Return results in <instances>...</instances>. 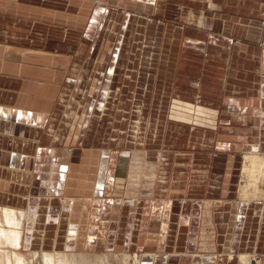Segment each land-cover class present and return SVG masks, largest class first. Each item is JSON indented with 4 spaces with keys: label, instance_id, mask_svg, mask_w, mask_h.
<instances>
[{
    "label": "crops",
    "instance_id": "crops-1",
    "mask_svg": "<svg viewBox=\"0 0 264 264\" xmlns=\"http://www.w3.org/2000/svg\"><path fill=\"white\" fill-rule=\"evenodd\" d=\"M95 1L99 4L91 9L89 25L87 21L81 33L84 37L72 38L79 35L77 26ZM110 1L128 7L142 3L149 7L150 16L163 20L159 39L152 42L159 48L151 57L155 77L144 93L150 104L145 113H152L151 105L158 104L160 114L166 116L161 123L148 124L151 131H163L159 146L191 148L175 161L191 164L194 173L195 163H206L207 185L193 179L187 190L231 194L225 181L236 175L229 173L239 176L248 153H263L264 31L259 18L264 15V0ZM103 3L0 0V206L30 209L36 205L40 210L42 202L51 206L56 195L65 193L60 200L64 199L61 205L66 210L74 205L67 198L73 172L81 182L71 192L83 197L88 193V177L94 175L95 191L100 174L109 172L115 162L105 150H68L64 143L58 145L81 73L78 58L86 49L92 23L95 28L103 26ZM71 18L77 23L71 25ZM125 20L121 48L135 39L137 14H128ZM119 63V58L114 60L113 68ZM115 69L102 89L107 93L101 103V112L112 115L116 105L110 110L111 99L118 97ZM146 154L134 153L133 163H147ZM237 187L231 186L234 194ZM216 198L208 200L209 205ZM47 209L46 221L53 208ZM198 261L208 264L200 257Z\"/></svg>",
    "mask_w": 264,
    "mask_h": 264
},
{
    "label": "rangeland",
    "instance_id": "rangeland-1",
    "mask_svg": "<svg viewBox=\"0 0 264 264\" xmlns=\"http://www.w3.org/2000/svg\"><path fill=\"white\" fill-rule=\"evenodd\" d=\"M98 4L95 1L89 5L85 20L77 26L79 35L72 38L82 40L84 36L81 33L87 21L89 25L91 9ZM103 6V26L95 28L92 23L87 35L88 44L78 58L81 73L74 86L67 120L61 126L58 145L63 147L64 143L68 150H105L106 155H113L115 162L110 163L109 172L100 174L95 191L94 175L89 176L93 181L88 177V193L83 197L71 192L80 181L77 173L73 172L67 184V198L77 209L73 217L70 216L72 206L68 205L64 210L61 205L64 203L60 198L65 193L56 195L51 206L42 202L35 227L28 226L30 237L34 238L33 246H22L21 251L29 256L32 249H40L43 238L45 247L54 245L56 238L57 247H66L67 251L108 253L113 256V264H119L124 254L129 258L154 255L157 264L164 261L165 264H194L199 257L208 264L211 261L212 264H240L238 255L243 252L255 255L264 263L263 163L258 161L253 165L248 153L239 176L229 173V176L236 175L237 178L228 177L225 181L231 194L187 190L193 179L200 186L207 185L206 163H195L198 171L194 173L190 170L191 164L175 161L177 156L184 152L187 154L191 148L179 145L161 148L159 141L163 131L159 128L151 131L148 124L161 123L166 116L160 114L158 104L151 105L152 113H145L144 109L149 104V99L144 97L146 85L149 90L156 70L151 65V57L159 49L152 42L153 38L159 39L163 20L150 16L149 7L146 9L142 3L128 7L104 0ZM128 14H137L138 17L135 39L128 48L125 45L121 48L119 45L125 39V17ZM260 14L259 23L264 31V15ZM70 21L71 25L77 23L75 18ZM73 43L76 47L77 42ZM261 45L264 46V41ZM117 58L120 63L115 69L113 64ZM112 69L116 70L115 92L118 93V97L110 101V110L116 105L114 115L101 112V103H105L107 93L102 89ZM260 149L264 155V147ZM247 150L249 152L251 148ZM134 153H147V163L134 164ZM233 165L229 168L232 169ZM251 167L262 169L257 183ZM203 174L208 176L203 177ZM231 186H238L235 194ZM213 197L217 200L211 206L207 201ZM48 207L53 210L46 221ZM228 254L232 259L227 258ZM129 261L131 263V259Z\"/></svg>",
    "mask_w": 264,
    "mask_h": 264
},
{
    "label": "bare ground",
    "instance_id": "bare-ground-1",
    "mask_svg": "<svg viewBox=\"0 0 264 264\" xmlns=\"http://www.w3.org/2000/svg\"><path fill=\"white\" fill-rule=\"evenodd\" d=\"M262 154L263 153H258V152H250L248 154L253 165L258 161H261L264 165V155ZM161 156L163 155L161 154ZM252 167L250 171H251V174L255 176L254 181L255 183H257V181L260 180L262 169L259 171ZM253 196H256V195L254 194ZM26 199L28 200L29 198H26ZM61 201L64 202V199H61ZM30 205L31 203H29V206ZM35 207L37 208L38 206L33 205L30 207V209L27 207L25 209H21L20 207L13 208V207L0 206V264H34V263L36 264H113L112 262L113 256H109L108 253H103V252L102 253H89L85 251H78L76 249L72 251H67L66 247L65 249L57 247V243L55 241H54L55 244L52 245L51 247H48V246L45 247V243L43 240L44 238L40 242V245H39L40 249L38 250L32 249L29 256L25 255L21 251L22 246H29V247L33 246L32 244H33L34 238L30 237L31 230H28V226L30 223L34 224V227L36 225L39 210H36ZM76 210L77 209H75V207H72L71 214H70L71 217H73L72 213H74ZM81 215H83V213ZM165 215H164V218H165ZM83 220H86V219L83 218ZM255 253L257 254L258 252H255ZM227 258L229 260L232 259V255L228 254ZM120 259L121 260L119 261V264H157V258L154 255H142L139 257L135 255L134 257L129 258V255L124 254L121 256ZM130 259H131V263L129 261ZM238 259H239L240 264H264L260 260V258L257 259L255 255H252L247 252L240 253L238 255ZM195 262L196 263L194 264H198L200 261L197 260ZM165 263L166 261L162 262L161 264H165Z\"/></svg>",
    "mask_w": 264,
    "mask_h": 264
}]
</instances>
